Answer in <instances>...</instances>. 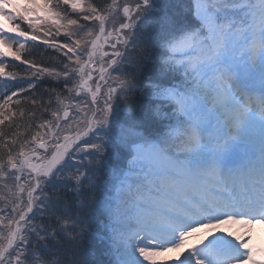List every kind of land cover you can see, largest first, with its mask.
<instances>
[{
    "label": "snow or ice",
    "instance_id": "obj_1",
    "mask_svg": "<svg viewBox=\"0 0 264 264\" xmlns=\"http://www.w3.org/2000/svg\"><path fill=\"white\" fill-rule=\"evenodd\" d=\"M0 17V264H264V155L237 164L264 130V0H0Z\"/></svg>",
    "mask_w": 264,
    "mask_h": 264
},
{
    "label": "rangeland",
    "instance_id": "obj_2",
    "mask_svg": "<svg viewBox=\"0 0 264 264\" xmlns=\"http://www.w3.org/2000/svg\"><path fill=\"white\" fill-rule=\"evenodd\" d=\"M14 3H21L22 0H13ZM90 2V0H85V3H88ZM255 3H259V0H254ZM4 19L2 17H0V22L4 23ZM70 115H71V111H70ZM71 124V121L69 122ZM255 124V128L258 127V122L254 123ZM63 126V125H62ZM77 131V127L75 124H72L71 127L69 128L68 131L66 132H63L62 135H69V136H72L75 132ZM246 135H249L251 136L250 134V131L249 130H246L245 133L243 134V136H246ZM23 181H21L22 183ZM3 181H0V196H2V201L0 203L1 205V209H4L5 208V197L7 198L8 195L10 194H13L12 191H9L7 188H3ZM11 187V186H10ZM13 191H15L16 193L19 192L18 189H13ZM17 195V194H16ZM4 202V203H3ZM7 216V211L5 212H0V221L4 224H7L8 223V220L7 219H3V217H6ZM0 231H4L6 232V229L3 227V225L0 226ZM196 239V237L194 236V240ZM187 247V245L185 246ZM167 252V253H166ZM184 252V249L181 248L179 250H168V251H165L166 254H169V255H173L172 257L173 258H169V261L170 263L173 261L174 258L176 257H179L181 256V253ZM163 258L161 256H159V254L155 257H153V261H154V264H160L161 260Z\"/></svg>",
    "mask_w": 264,
    "mask_h": 264
},
{
    "label": "bare ground",
    "instance_id": "obj_3",
    "mask_svg": "<svg viewBox=\"0 0 264 264\" xmlns=\"http://www.w3.org/2000/svg\"><path fill=\"white\" fill-rule=\"evenodd\" d=\"M262 231L264 230H259L258 232H256L255 234V243L257 244V247L259 248H264V236L261 235Z\"/></svg>",
    "mask_w": 264,
    "mask_h": 264
},
{
    "label": "trees",
    "instance_id": "obj_4",
    "mask_svg": "<svg viewBox=\"0 0 264 264\" xmlns=\"http://www.w3.org/2000/svg\"><path fill=\"white\" fill-rule=\"evenodd\" d=\"M35 44H39V43H37V42H31V41H30L26 47L31 48V47H33ZM40 50H41V52H43V50H44V49H43V46H41V49H40ZM48 51L51 52L52 50L49 49ZM9 60H10V59H9ZM20 131H23V129L21 128Z\"/></svg>",
    "mask_w": 264,
    "mask_h": 264
}]
</instances>
